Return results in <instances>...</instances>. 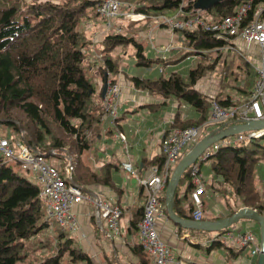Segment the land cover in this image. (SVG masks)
Segmentation results:
<instances>
[{
  "label": "trees",
  "instance_id": "16d2710c",
  "mask_svg": "<svg viewBox=\"0 0 264 264\" xmlns=\"http://www.w3.org/2000/svg\"><path fill=\"white\" fill-rule=\"evenodd\" d=\"M129 1L134 0H127L128 6H121L120 12L127 11L126 8L132 5ZM195 1L138 0L134 9L133 7L131 9L144 18L138 21L131 20L128 26L143 30L149 15H157L155 13L158 12L165 13L161 15L172 12L180 19H188L195 17L197 11V15L204 23L211 26L234 14L243 4L249 5L245 12V21H248L253 17L256 7L264 6V0H219L207 10H197L194 7ZM99 2V0L33 2L23 12L20 11L17 0H0V120H3L1 123L15 131L19 127L24 129L20 141L38 149L47 157L51 156L49 151L54 150L55 156L62 158V161L60 160L62 172L71 162L72 180L83 188L88 184L110 186V178L106 172L97 174L84 167L78 158L83 151L89 149L91 138L95 137V130L104 114L102 101L96 102L94 98L96 90L92 78L86 74V69L90 66L84 64L88 60L84 50L89 42L80 29L83 27V21L98 18ZM122 18L119 16L118 20L123 21ZM260 19L264 21V12L261 13ZM176 31L181 33L184 42L187 43L186 48L192 50L188 54L193 53L200 57L194 69L190 70L185 78L177 73L171 74L168 78L130 77L135 88L163 98L174 97L193 106L200 113L198 120L184 124L179 123L178 118L175 117L171 128L165 133L173 129L202 127L203 137L205 133H210L220 126L229 128L242 124L245 120L237 118L211 126L207 125V121L212 101L226 108L238 106L248 99L256 78V72L249 60L244 55L234 52L230 58L224 60L226 76L223 73L222 77L223 84L230 85V88L247 97L231 100L227 96L226 99L211 98L208 101L193 86L214 70L225 46L232 45L231 40L228 37L217 38L214 31L205 30L200 26L193 30ZM122 43H131L135 47L137 66L148 68L151 65L153 60L143 54L142 45L133 37L119 32L107 34L102 39V51H111ZM230 51L232 50L225 52ZM212 52L216 53L214 58L210 57ZM157 58L159 60H155L154 63L162 60L160 57ZM104 66L106 69L100 67L103 83L117 70L114 61L109 58H105ZM98 96L101 98V91L98 92ZM262 102L264 105V98ZM260 138H264V133L250 140L247 145L243 143L237 146L219 147L208 159L211 160L213 179L224 186L223 191L226 196L228 195V199H224L226 217L245 207L264 215V201L254 184V171L260 160L261 156H258V152L261 150H254L250 146L255 144L264 153V147L253 141ZM67 144L70 145L69 148ZM71 149L75 153V160L71 155ZM200 164L202 162H199ZM155 165L160 167L162 158L156 159ZM18 169H20L18 164H10L0 156V264H92L88 255L74 245L69 235L63 236L62 232L68 234V231L46 217L44 204L38 197V186L22 177ZM189 169L188 167L180 177L173 200V212L183 219H192V204L188 202L186 210L182 208L187 194L179 197L177 188L187 177L190 181ZM164 193L165 190L161 194L160 202L163 213L167 216ZM142 209L143 206L130 221V229L134 232L137 231ZM230 228L221 230L215 235H223L222 233L229 231ZM47 229L62 231L55 236L56 251L49 255L32 256L33 250L30 248L32 241ZM209 240L210 247H225L229 255L245 249L242 247L235 251L212 237ZM37 244H40L41 249L46 246L41 240L34 246ZM131 250L138 257L139 264H149L148 255L139 246L134 245ZM46 251L45 249L42 252ZM256 257L257 255L252 257V264H255Z\"/></svg>",
  "mask_w": 264,
  "mask_h": 264
},
{
  "label": "crops",
  "instance_id": "0c3cea01",
  "mask_svg": "<svg viewBox=\"0 0 264 264\" xmlns=\"http://www.w3.org/2000/svg\"><path fill=\"white\" fill-rule=\"evenodd\" d=\"M142 33L143 32L141 31L138 32L136 35V41L146 40L149 49L155 54V56L151 58L146 56L148 59L153 60L148 68L157 64L154 63L155 60H159L157 58L159 53L154 49L155 46L160 50L165 48L167 49L161 53L163 56H166V60L164 62H162V60L159 62L163 64V66L178 63L183 60H193L194 65L192 68L188 69L189 72L194 69L196 63L200 60L199 56H196L193 53L188 54V52H191L192 50L183 46L184 40L179 32L173 33L165 29H155L151 33V40L147 38V35L149 34L145 36V33ZM178 41H181L182 45L179 44ZM233 46L236 48L238 53L244 55L246 58H250L249 62L256 72L255 68L258 66L260 57L258 46L254 43L248 44L240 40H234ZM180 49L185 51L184 54L178 59L172 60L170 56ZM225 51L227 50H224L223 53H221L222 56L218 60L214 70L199 80L201 81L205 77L216 73V85L211 84V88L208 87L206 92L200 91L193 86V88L205 96L208 101H210L211 98L226 99L227 96H229L231 100H240L247 97L239 93L236 89L230 88V85L222 83L224 81L222 79L223 73L225 74L224 60H226L225 58H230V56L234 53V51H230L229 54ZM213 53L214 52L210 54L211 58L215 57ZM173 73L178 74L176 71H170L166 77H160L168 78L169 75ZM110 76L111 77L108 78H115L121 87L124 83L129 82L127 87H122L121 95L118 101L117 118L112 120L110 116L105 113L103 114L101 117V123L95 130L96 135L94 138L92 137L93 139L91 138L89 149L83 151L78 158L84 167L89 168L97 174L106 172L109 176L110 186H104L102 184H88L84 186V191L87 195L92 197L97 196L111 204L115 203L121 208V216L123 217L118 220L119 233L113 238L107 237L105 235V222L102 218H98L94 205L90 202H81L71 208L76 217L77 229L74 231L68 230V235L88 256L96 260V264H106L105 260L111 256L114 260L112 264H139L138 257H136L131 250L132 247L136 245L134 243L136 232L130 229V221L135 217L136 213L140 211L144 204V193L137 178L149 176L151 174V166L155 165L156 159L161 158L160 142L162 136L169 128H171V124L174 122L175 117L178 118L179 123L184 124L198 120L201 115L193 107L174 97L163 98L160 95H151L144 90L135 88L130 81V77L139 76L140 78H145L144 76L138 74L130 75L124 71L121 73L117 72L110 74ZM186 76L182 77L185 78ZM147 78L155 79L153 77ZM123 79L125 81H123ZM101 88L102 84L96 92H99ZM98 97L100 99V103L102 101V96L101 98L100 96ZM262 106L264 108V105ZM135 108L138 110L137 114L134 113L136 112ZM119 134L125 136V142H122L119 139ZM206 134L208 133H205V135ZM111 139L114 144H116V142L118 144L121 143V145L123 144L118 156L114 152L115 149L109 147ZM261 159L262 158L260 157V160L255 167L254 184L257 192L264 201V169L258 166L262 164ZM126 160L132 163L137 173V178L130 176L121 169V163ZM207 164L210 165L211 160H208ZM201 165L199 166V174ZM208 175V178L201 177L204 186V194L202 195V220L216 221L217 219L225 218L227 214L224 200L225 192L223 191L224 186L218 184L213 179V173L211 171ZM200 176L202 175L200 174ZM183 183L184 185H182ZM259 186L262 189H259ZM191 190L192 187L190 186L188 177L183 180L177 188L179 197H183L187 194V200H183L182 207L185 210L187 208L186 205L190 202L188 194ZM215 194H219L221 198H218ZM212 204L213 207H211ZM207 209H211L212 211L209 215L205 213ZM155 224L156 231L160 239L172 249L175 258L181 263L252 264V257L250 253H248L245 257H242L241 254H244V249L237 254L235 253L234 255H229L228 250L225 247H210L211 241L208 242L206 240H209L212 235H215V233L202 232L194 229H184L176 224H173L169 217L164 215L162 217H158ZM257 225L258 224L256 222L250 220H241L237 224L233 225L229 231L222 234L224 235L230 232L236 233L238 231L245 232L249 230L255 235L254 228ZM244 226L248 228L245 231L243 229ZM97 230L99 231L98 234L96 232ZM256 239L258 238L256 237ZM233 249L235 251L237 250L235 248ZM147 259L149 264H153L151 257L148 256Z\"/></svg>",
  "mask_w": 264,
  "mask_h": 264
},
{
  "label": "built area",
  "instance_id": "2783aa9c",
  "mask_svg": "<svg viewBox=\"0 0 264 264\" xmlns=\"http://www.w3.org/2000/svg\"><path fill=\"white\" fill-rule=\"evenodd\" d=\"M99 1L97 13L106 22L105 28H110L111 21L118 19L120 15H122L123 20L127 16H141L121 14V3L118 0ZM248 8V4H243L238 7V10L234 14L223 18L220 23L211 26L205 24L201 17L197 15L198 11L194 15L195 17L188 19H180L177 14L175 18L168 16L160 17V23L172 30H193L196 26H200L205 30L214 31L217 38L224 39L228 37L232 45L225 46V50H232L238 53L233 46L234 40H240L248 44L254 43L258 46L260 57L258 66L255 68L257 76L248 99L238 106L226 108L212 101L207 125L226 122L232 118L242 120L264 118V108L262 106L264 96V21L260 19L261 13L264 12V6L256 7L251 20L245 21V12ZM179 12L178 14H180ZM241 25L243 26L240 27ZM165 49L158 50V52L161 54ZM106 84L107 89L102 100V108L106 115L115 120L117 118L121 86L119 83L111 80H108ZM201 133H203L202 127L173 129L168 133H164L160 142L162 165L160 167L156 165L151 166V174L147 177L137 178V173L130 161L126 160L121 163V169L130 176L137 178L144 193L142 215L137 224L134 243L152 258L153 264H193L191 262L181 263L175 258L172 249L160 239L156 231L155 221L158 217L166 216L163 213L160 198L171 176L173 166L201 139ZM261 133V131H249L215 142L204 149L197 162L189 166V178L192 190L189 192L188 198L192 204V220L201 221L203 218L202 195L204 194V186L199 174V162L208 160L219 147L237 146L245 140L250 141L258 138ZM118 137L122 142H125L124 135L119 134ZM49 155L55 156L54 150L49 151ZM0 156L5 161L18 164L21 170L34 174L36 185L38 186V197L44 204L46 217L55 222L59 227L69 231L75 230L77 221L71 208L81 202H90L94 205L95 210L98 211V218H102L105 222V235L109 238L118 235V220L122 214L121 208L117 204H111L97 196L92 197L87 195L84 188L72 180L71 162L66 165L62 172L58 159L49 161V157L42 154L38 149L27 146L20 140L14 142L1 135ZM214 240L232 248H246L248 245H251L252 247L249 250L251 257H254L259 252L258 241L249 230L217 235L214 237Z\"/></svg>",
  "mask_w": 264,
  "mask_h": 264
},
{
  "label": "rangeland",
  "instance_id": "374dc122",
  "mask_svg": "<svg viewBox=\"0 0 264 264\" xmlns=\"http://www.w3.org/2000/svg\"><path fill=\"white\" fill-rule=\"evenodd\" d=\"M43 1H51L53 3H58L61 0H17V3L20 6V8H19L20 11L24 12L26 10V8L28 7V5H30L31 3H33V2H43ZM137 1L138 0L129 1L130 4H132V5H130L128 8H126L127 11L124 10V11H121V12H123L124 14L141 15V14H137V12H134V11L132 12V9H131V7H133V9H134V5H136L135 3ZM119 2L121 3L122 7L128 6L127 0L126 1L124 0L122 2L119 1ZM91 14H94V12H91ZM150 14H154V13H150ZM155 14H157V15H149V17L147 18L148 20L146 19V23L144 25L145 28L143 30H141L140 28L134 27V26L133 27L132 26H128V23L131 20L132 21L142 20L144 18L143 15H141L142 17L141 16L140 17L127 16V18L124 19L123 21L118 20V19H115L114 21L112 20L110 28H105L106 22L103 19H101L99 16H98V18H96L94 16L95 18L94 19L91 18L90 21H83V22L81 21L83 23V27L80 28V29H82L86 40L89 42L88 46L84 50V52L87 54V57H88V60L85 61L84 64H86V65L89 64V66H90L89 68L86 69V74L89 77L92 78V84H93V87L95 88V90H98L100 85L104 84L102 82L103 80H102V77L100 75V71H101L100 67L106 69L105 66H104L105 58H109L110 60L114 61L115 65H116V67L118 69V70H116V73L117 72L121 73L122 71H124L125 73L130 74V75L138 74V75H141V76H144V77H153V78L156 79V78H159L160 76L166 77L167 74L170 73V71H176V72H178L179 75L186 76V74L188 72V69L192 68L193 65H194L193 60H191V61L183 60V61H179L178 63H172L170 65L168 64L166 66H163V64H161V63H157V64H154L150 68H146V67H141V66H137L136 65V62H135L136 49L131 43H128V44H123L122 43V44L117 45L111 51H107V52L102 51L103 50L102 44H101L102 43V39L107 34H114L116 32H119V33H121L123 35H127V36L133 37L134 40L136 41L137 40L136 35L140 31L145 33V36L147 34H149V35H147V38L149 40L152 39V34L151 33L155 29H163V30L165 29V30L171 31L173 33L174 32H178L175 29L172 30L171 28H169V27H167V26H165V25L160 23V17L161 16H168V17L175 18L176 17V13L167 12L166 13L167 15H161V14H165V13L158 12V13H155ZM120 16L122 17V15H120ZM124 21H126L125 24L123 23ZM133 29H134V31H132ZM99 30H101V31H99ZM136 42L140 43L142 45L143 54L145 56H147L149 58L155 56L153 51H151L149 49L146 40H144V41L143 40H139V41H136ZM178 42H179V44L182 43L181 41H178ZM183 46L187 47L188 45H187V43H185V45L183 44ZM154 49L157 52H158V50H160V49H157L156 46L154 47ZM184 52H185L184 50L180 49V50L176 51L175 53H173L170 57H171L172 60H176L180 56H182L184 54ZM213 55L215 56V53H213ZM158 57L162 58V62H164L166 60V56H163V54L159 53ZM247 59L250 60V58H247ZM148 79H150V78H148ZM108 80H109V78L107 79V81ZM110 80L113 81V82L118 83L115 78H111ZM123 81H125V80L123 79ZM128 83H124L122 87L123 88L127 87ZM216 83H217V75L215 73V74H211L210 76L205 77L201 81L197 82L194 85V88H197L200 91H205L206 92V89L208 87L211 88V84H215L216 85ZM231 85H233V84H231ZM122 87H120L121 90H122ZM232 87H234V85ZM95 100H96V102L100 101V99L98 97V92H95ZM135 111L136 112H134V113L137 114L138 110H136V108H135ZM212 125H214V124H212ZM0 135L5 137V138H7V139H9V140L17 142L18 140H20V138L22 139V137L24 135V129L19 127L18 130L15 131V130L11 129L9 126L0 123ZM67 140H69V139H67ZM253 141H254V143H257L258 145H261L262 147H264V138L256 139V140H253ZM119 142H120V140H119ZM110 143L111 144H110L109 147L110 148L111 147L114 148L115 149L114 152L118 156L120 154V150H121V147H122L123 144L121 145V143L118 144L117 142H116V144H114L112 139L110 140ZM243 143L247 145L250 142L248 140H245ZM250 146H252L251 148H253L254 150H261V152H258V156L259 155L261 156V158H262L261 159V163L262 164L258 165V166H260V167H262L264 169V153H263V150L260 149L258 146H255V144L254 145H250ZM67 147L69 148L70 145L67 144ZM70 152H71V155H72L73 159L75 160L76 159L75 153L73 152L72 149L70 150ZM54 153H55V151H54ZM60 156H62V155L60 154ZM53 159H58L59 162L62 161V158L59 159V158H57V156H49L48 160L50 161V160H53ZM9 163L13 164L12 162H9ZM207 163H208V160L202 162V165L200 164L201 165L200 174L203 177H205V178H208V176H209L208 174L211 171V167ZM173 169H174V166H173L172 170ZM18 172H19V174L22 177L26 178L28 181L37 184L34 174H32L30 172H26V171L21 170V169H18ZM182 185H184V183ZM259 189H262V188L259 186ZM215 195L218 198H221V196L219 194H215ZM224 199L227 200L228 199V195L227 196L225 195ZM185 200H187V197L185 198ZM231 203H232V201H230V204ZM211 207H213V204H212ZM211 209H207V211L205 213L207 215H209L210 212H212ZM122 217L123 216H121L120 218L122 219ZM76 229H77V227H76ZM243 229L245 231L248 228L246 226H244ZM65 230H67V229H65ZM72 231H74V230H72ZM254 231H255L256 237L258 238L257 239V241H258L257 246H259V244H260V234H259L260 231H259V226L258 225L254 228ZM60 232H62V231H59V230H56V229H47L45 232H43V234L39 233L37 235V238H39V239L35 238V240L32 241V243H31V247L30 248L33 250L32 251V256L38 257V256L43 255V254L49 255L51 253H54L56 251V249H55L56 248L55 236H56L57 233H60ZM96 232H97V234L99 233L98 230ZM105 232H106V230H105ZM62 234H63L64 237L68 236V234L66 232H62ZM214 237H216V235H212V238H214ZM39 240L42 241V244L46 245L44 249H41L39 247L40 244H37V246H34V244L36 242L38 243ZM206 241L209 242L210 240H206ZM73 242H74V240H73ZM74 245H76L75 242H74ZM251 247H252L251 245H248L246 247V249L243 250L244 254H241L242 257H245L248 253H250L249 250L251 249ZM234 248L238 249L237 247H234ZM45 249L47 251L45 253H43L42 251L45 250ZM218 253H220V252H218ZM88 257L90 258V261H91L92 264H96L95 263L96 262L95 259L91 258L90 256H88ZM105 262H106V264H112L114 262L113 257L112 256L108 257V259L105 260Z\"/></svg>",
  "mask_w": 264,
  "mask_h": 264
},
{
  "label": "water",
  "instance_id": "95a60500",
  "mask_svg": "<svg viewBox=\"0 0 264 264\" xmlns=\"http://www.w3.org/2000/svg\"><path fill=\"white\" fill-rule=\"evenodd\" d=\"M219 0H196L194 7L197 10H207L211 8ZM106 80L102 86L101 96L104 97L107 89ZM3 120H0V123ZM249 131H263L264 132V119H251L245 120L242 124L234 125L229 128L220 126L214 131L206 134L177 162L165 189V209L167 216L173 224H176L184 229H194L202 232L217 233L221 230L228 229L237 224L241 220H250L256 222L260 231V244L259 252L257 254L255 264H264V215H260L255 210L250 208H240L234 214L218 219L216 221H194L189 219H183L178 217L173 212V200L174 193L177 187L178 181L186 169L193 163L198 161L201 153L205 148L209 147L215 142L221 141L227 137H232L239 133H245ZM98 211H96L97 214Z\"/></svg>",
  "mask_w": 264,
  "mask_h": 264
},
{
  "label": "bare ground",
  "instance_id": "6f19581e",
  "mask_svg": "<svg viewBox=\"0 0 264 264\" xmlns=\"http://www.w3.org/2000/svg\"><path fill=\"white\" fill-rule=\"evenodd\" d=\"M197 27V26H196ZM240 67V66H239ZM239 74V73H238ZM233 75V74H232ZM170 76V75H169ZM171 77V76H170ZM163 78V77H162ZM171 79V78H170ZM233 79V78H232ZM144 80V79H143ZM169 80V79H168ZM169 82V81H168ZM240 82V81H239ZM241 82H243V81H241ZM243 86V85H242ZM240 87V86H239ZM241 88V87H240ZM145 91V90H144ZM177 97V96H176ZM182 99V98H181ZM191 101V100H190ZM193 107V106H192ZM187 109V108H186ZM188 110V109H187ZM209 110V109H208ZM205 121V120H204ZM147 135H148V133H147ZM147 137V136H146ZM219 175V174H218ZM203 177V176H202Z\"/></svg>",
  "mask_w": 264,
  "mask_h": 264
}]
</instances>
